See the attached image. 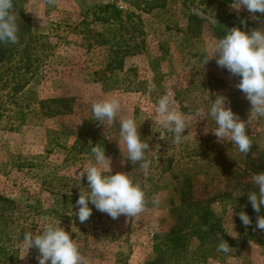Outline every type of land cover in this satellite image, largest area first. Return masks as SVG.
<instances>
[{"label":"rangeland","instance_id":"obj_1","mask_svg":"<svg viewBox=\"0 0 264 264\" xmlns=\"http://www.w3.org/2000/svg\"><path fill=\"white\" fill-rule=\"evenodd\" d=\"M234 3L14 0L17 26L22 12L40 60L16 96L10 86L0 87V264H38V250L26 254L23 236L41 232L48 220L60 221L90 264H264V230L258 228L255 240L241 246L226 241L230 252L217 251L221 232L238 236L239 212L251 205L248 192L257 190L251 177L264 172V120L248 124L252 147L243 154L231 142L217 141L210 117L194 120L180 145L151 119L153 105L171 87L185 113L199 109L206 115L216 95H223L248 121L250 103L236 87L237 76L215 58L198 67L210 45L231 28L264 30V14L237 11ZM0 53L9 59L5 67L16 60L9 44ZM111 97L120 100L121 111L110 126L96 121V134L106 140L112 174L127 173L140 185L146 209L137 217L112 219L89 204L92 214L80 223L75 202L87 181L79 182L78 173L95 160L71 147L83 121H95L91 105ZM129 116L141 123V139L149 144L147 175L116 140L120 119ZM206 206L212 213L208 222H216L210 233L197 218ZM177 225H184L183 244L168 246L165 236Z\"/></svg>","mask_w":264,"mask_h":264},{"label":"clouds","instance_id":"obj_2","mask_svg":"<svg viewBox=\"0 0 264 264\" xmlns=\"http://www.w3.org/2000/svg\"><path fill=\"white\" fill-rule=\"evenodd\" d=\"M47 3L54 5L55 0H47ZM13 7L14 0H0V43L18 42L16 16L11 11ZM233 7L237 11L243 7L250 13L264 14V0H235ZM212 58H215L217 66L240 78L236 87L250 103L248 121L241 120L233 112L230 102L223 95H216L206 115L199 109L194 113H185L180 110L175 100V91L171 87L153 105L151 119L166 132H171L173 143L180 145L187 139L188 129L194 120L198 122L210 117L215 123L212 133L217 141L227 140L236 145L240 153L247 154L252 147V140L246 134V128L252 121L264 120V30L253 29L246 32L237 27L231 28L210 45V55L206 54L199 61V69ZM191 65L197 66V61L192 60ZM155 88L156 85L152 84L149 94ZM120 111L121 102L116 97L101 99L91 105L93 120L105 127L116 121ZM140 125L133 116L120 119L119 139L116 140L119 148L123 144L127 160L131 164L139 163L147 175L151 165L146 157L149 144L141 139ZM185 131L186 135L183 134ZM91 153L95 163H89L78 173L79 182L85 177L87 181V190L80 191L75 202L79 222L84 223L90 218L93 208L89 204L112 219L121 215L127 218L137 217L144 213L146 198L140 185L134 183L127 173L112 174L111 158L105 155L104 147L92 146ZM251 181L257 190L248 192V200L252 209L260 213L264 206V172L254 173ZM153 204H158V201L154 200ZM239 219L245 226L252 224L244 211L239 212ZM256 228L264 230V216H257ZM22 248L26 254L29 249H37L38 264H90L89 258L82 254L70 234L60 227V221L48 220L37 234L24 233ZM230 250L228 243L220 237L217 251L228 254Z\"/></svg>","mask_w":264,"mask_h":264},{"label":"trees","instance_id":"obj_3","mask_svg":"<svg viewBox=\"0 0 264 264\" xmlns=\"http://www.w3.org/2000/svg\"><path fill=\"white\" fill-rule=\"evenodd\" d=\"M102 9H109L108 5H103ZM113 12L118 14L119 11L114 9ZM20 21L18 25V42L15 44L11 43H0V51L2 47L9 44L13 48V56L16 57V60L11 63L8 67L6 63L9 62L5 60V58L0 53V87L4 88L5 86H10L11 95L16 96L21 90H23L26 85L29 83L34 70L38 67L39 57H37V40L33 37L30 29H29V21L27 17L20 12ZM34 53V54H33ZM5 60V61H4ZM9 72L8 77L6 79L2 78L4 69ZM239 82V77H237ZM17 114V113H16ZM18 114L21 116L22 112L18 110ZM98 127V123L92 120H84L79 133L76 135V139L72 145V150L77 153H91L92 146L99 145L106 149V140L99 136L96 128ZM216 197H212L206 201L208 204L210 201L215 199ZM243 211L250 217L252 220V224L250 226H245L242 224L240 219L238 218V222H240L238 236L234 239L229 238L226 234L220 233L221 238L225 241H230L240 246L246 243L248 240H255L256 234L258 233L256 228V220L252 219L254 215L264 216V206L261 207L260 213H256L251 205H248L243 209ZM212 215L210 208L208 206L204 207L200 213L198 214L199 223L206 225L208 228V233L213 231L216 226V222H208L209 216ZM184 225H177L176 228H171L170 231L165 236V243L168 246L179 245L182 246L183 241V229ZM199 234H204L199 231ZM200 236V235H199ZM156 250L158 247H156ZM1 252V251H0Z\"/></svg>","mask_w":264,"mask_h":264}]
</instances>
